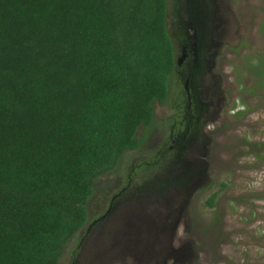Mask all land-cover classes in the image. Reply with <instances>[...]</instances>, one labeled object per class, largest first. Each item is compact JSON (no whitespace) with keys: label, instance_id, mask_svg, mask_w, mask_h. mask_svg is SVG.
<instances>
[{"label":"trees","instance_id":"trees-1","mask_svg":"<svg viewBox=\"0 0 264 264\" xmlns=\"http://www.w3.org/2000/svg\"><path fill=\"white\" fill-rule=\"evenodd\" d=\"M168 11L0 0V264H61L96 181L139 148L177 65Z\"/></svg>","mask_w":264,"mask_h":264},{"label":"flooded vegetation","instance_id":"flooded-vegetation-1","mask_svg":"<svg viewBox=\"0 0 264 264\" xmlns=\"http://www.w3.org/2000/svg\"><path fill=\"white\" fill-rule=\"evenodd\" d=\"M221 5V0H168L167 25L175 46L177 65L168 100L156 104V109L160 105H170L172 111L152 124L144 133L145 139L138 138V149L126 154L136 156L147 145H153L156 153L153 156L148 152L142 154L128 172V181L112 190L103 206L89 216L86 227L70 242L75 246H72L74 249L67 264H80V261L106 264L110 260L112 263L121 260V264H129L131 260L130 264H134L130 252H141L143 264H182L199 259V248L190 237L193 235L195 193H204L202 190L211 182L207 176L208 147H213L215 137L221 136V123L224 124L227 116L232 122L250 114L246 96L241 90L231 91L229 81L236 89L246 88L249 83L244 79L245 75L258 79L256 64L258 58L264 56V53L258 56L255 37L258 33L249 34L240 27L233 32V24L227 22L229 16H214L221 10ZM233 37L254 42L251 45L257 53L249 56V45L248 49H238L237 45L225 49L226 56L235 55L230 63L238 60V71L235 66L221 67L216 60L220 50ZM248 58L254 60L253 65V61L247 62ZM230 69L233 70L231 73L228 72ZM250 88L262 99L260 94L264 87L258 80ZM263 163L264 141H260L258 169ZM118 180L122 183V178ZM143 194L148 195L147 202L153 199L157 218L151 222L144 220L137 227L132 225L128 243L117 240L108 250L104 249L102 232L105 233L106 223L115 209ZM145 236L150 241H146ZM130 241H133L132 247ZM120 253L123 256L117 259Z\"/></svg>","mask_w":264,"mask_h":264},{"label":"rangeland","instance_id":"rangeland-1","mask_svg":"<svg viewBox=\"0 0 264 264\" xmlns=\"http://www.w3.org/2000/svg\"><path fill=\"white\" fill-rule=\"evenodd\" d=\"M221 4V10H217L214 16H229L227 22L233 24V32L240 27L249 34L258 33L255 35L258 56L262 55L264 53V0H221ZM234 37L226 43V47L220 50L216 60L221 67L235 66L238 71L240 69L238 60L230 63V60L234 61L235 55L226 56L225 49L233 48L235 45L238 49H248L249 45L250 52H247L249 56H255L257 53L251 45L254 42L237 37L234 39ZM247 62L254 64L252 58H248ZM239 64L243 65L241 62ZM256 66V72L260 76L257 79L255 76L245 75L244 79L249 83L246 88L236 89L229 81L231 91L232 89L237 92L241 90V94L246 96L250 114L245 119L232 120L233 123L228 121L227 116L224 124L221 123V136L215 137L213 147H208L207 176L209 175L211 182L202 190L204 193L199 194L198 191L195 193L193 235L191 234L190 237V240L199 248L197 251L199 259L192 263L186 261L187 264H264V163L258 169V142L264 141V135H260L264 132V91L260 94L262 97L260 99L258 92L250 88L255 85L256 80L264 87V56L258 58ZM253 68L255 69V65ZM232 71L228 70L230 73ZM171 86H173V78ZM231 98L230 95V100ZM171 111L170 105H160L156 109V118L162 120ZM144 133L145 131L141 129L138 138L145 139ZM145 152L153 156L156 149L153 145H147L145 150L136 156L127 154L122 164L123 168L118 173L108 174L96 181L95 193L88 205L90 216L103 206L107 195L113 193L112 190H116L128 181L127 174L133 163ZM118 178H122V183ZM138 178L139 176L135 180L136 183ZM213 195H216V199L213 207H210L208 200ZM147 200L148 195L143 194L115 209L106 223L105 233L102 232L104 242L101 246L106 247L104 249L110 248L117 240L128 243V240H131L128 234L132 225L137 227L144 220L151 222L157 218L154 215L157 209L154 210L153 199L148 202ZM145 239L149 240L146 236ZM130 242L132 247L133 241ZM72 246L75 244L67 245L61 264H67L69 255L74 249ZM129 254L135 261L134 264H143L145 261L141 252ZM122 256L120 253L117 259ZM112 261L106 264H121V260L114 263ZM80 264H83L82 261Z\"/></svg>","mask_w":264,"mask_h":264}]
</instances>
